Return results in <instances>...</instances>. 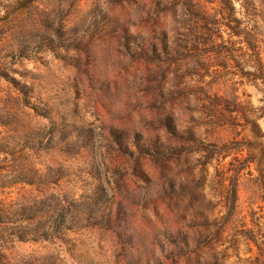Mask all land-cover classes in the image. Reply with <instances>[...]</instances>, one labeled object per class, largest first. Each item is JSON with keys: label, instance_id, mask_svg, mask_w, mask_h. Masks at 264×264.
I'll return each instance as SVG.
<instances>
[{"label": "rangeland", "instance_id": "374dc122", "mask_svg": "<svg viewBox=\"0 0 264 264\" xmlns=\"http://www.w3.org/2000/svg\"><path fill=\"white\" fill-rule=\"evenodd\" d=\"M237 19L264 48V0H0V264H264Z\"/></svg>", "mask_w": 264, "mask_h": 264}, {"label": "trees", "instance_id": "16d2710c", "mask_svg": "<svg viewBox=\"0 0 264 264\" xmlns=\"http://www.w3.org/2000/svg\"><path fill=\"white\" fill-rule=\"evenodd\" d=\"M230 3L232 0H228ZM232 10L234 12V7L232 6ZM254 15V14H253ZM238 20V19H237ZM229 27L232 29L234 35L239 37L238 43H246L248 45V51L250 52L251 59L249 63L252 65L253 70L248 71L245 76L250 82H260L263 84L264 90V58L262 55L263 46L261 45V32L257 29H242L240 27L239 20L236 25H232L229 22ZM4 218L0 216V222H3ZM23 235V232L20 233Z\"/></svg>", "mask_w": 264, "mask_h": 264}]
</instances>
